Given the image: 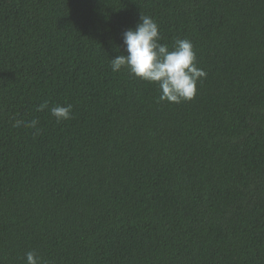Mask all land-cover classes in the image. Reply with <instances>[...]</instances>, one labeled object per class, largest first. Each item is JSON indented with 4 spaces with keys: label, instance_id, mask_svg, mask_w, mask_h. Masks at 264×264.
Wrapping results in <instances>:
<instances>
[{
    "label": "trees",
    "instance_id": "obj_1",
    "mask_svg": "<svg viewBox=\"0 0 264 264\" xmlns=\"http://www.w3.org/2000/svg\"><path fill=\"white\" fill-rule=\"evenodd\" d=\"M140 15L192 42V100L111 70ZM28 251L264 264V0H0V264Z\"/></svg>",
    "mask_w": 264,
    "mask_h": 264
},
{
    "label": "clouds",
    "instance_id": "obj_2",
    "mask_svg": "<svg viewBox=\"0 0 264 264\" xmlns=\"http://www.w3.org/2000/svg\"><path fill=\"white\" fill-rule=\"evenodd\" d=\"M158 24L148 15H140L135 28L122 33L124 53L110 60L113 72L126 69L136 79L156 84L160 95L159 102L179 104L194 98L197 83L206 77V72L196 66V53L189 39H176L171 49L160 43ZM48 107L41 104L37 111ZM72 105L57 104L50 108V115L57 123L71 118ZM23 126L36 129L38 121L22 122L16 120L14 127ZM25 264H41L33 251L25 253Z\"/></svg>",
    "mask_w": 264,
    "mask_h": 264
}]
</instances>
